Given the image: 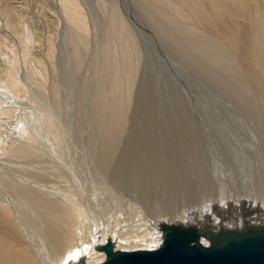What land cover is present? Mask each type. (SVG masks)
Instances as JSON below:
<instances>
[{
  "label": "rangeland",
  "instance_id": "1",
  "mask_svg": "<svg viewBox=\"0 0 264 264\" xmlns=\"http://www.w3.org/2000/svg\"><path fill=\"white\" fill-rule=\"evenodd\" d=\"M64 1L0 0V66L8 67V76L0 72V85H12L26 101L36 95L39 99L36 106L28 103L21 113H15L17 117H12L13 126L19 122L15 121L18 113L20 117L23 115L18 120L27 118L25 122L31 123L30 127L37 131L38 142L46 145L50 134L40 117L45 115L56 122L61 134V156L69 159L85 176L87 197L92 200L98 195L101 198V209L105 214L102 221L109 225L108 232L118 241L132 243L136 249L146 245L141 240L145 233L153 232L155 228L162 232L161 224L156 225L160 220L164 224H175V220L195 217V214L197 220L203 222L202 226L212 224L214 217L222 218L224 226L234 228H238L239 221L243 220L248 227L250 221L256 226L264 225L262 213H246L240 196L236 194L240 183L245 186L249 182L251 189L256 188L253 198L258 202L259 198L264 199V88L249 72L250 61L246 60V63L249 61L247 65L243 63L245 60L236 58L237 51L223 34L217 33L207 20L204 22L205 19L196 13L194 15L186 6L182 7L180 0H169V6L154 4L155 0H75L79 9L82 8L80 12L82 17L84 15L87 33L85 28L69 18ZM256 3L260 9L264 6L263 0ZM116 10L119 16L115 15ZM260 13L264 11L260 10ZM178 14L183 17H178ZM249 16V12L243 13L238 17V23L247 27ZM122 20L130 26L129 32L136 41L141 62L131 94L132 101L129 102L127 126L120 147L112 156L104 151L102 138L111 126L108 106L113 100V62H116V54L117 59L123 56L119 30ZM116 23L118 29L111 28ZM106 60L107 65L103 64ZM8 93L12 95L11 91ZM48 113L55 115L53 119ZM8 132L14 136L15 128L0 130V140L5 145H11ZM228 149L236 155L235 158L226 160ZM52 157L60 164H67L63 158ZM191 163L196 165H191L192 170L189 169ZM167 164L179 165L181 174L191 171V175L185 177L192 190L185 187L183 190L191 192L189 200L173 197L177 191L171 180L175 179H169L168 187L164 186ZM193 167L197 170L193 171ZM158 171L160 175L156 174ZM163 171L164 177L161 178ZM226 171L231 174L230 180ZM207 172L210 175L206 178ZM196 173L203 174V178ZM221 174L223 177L220 179L218 175ZM186 178L180 184L186 185ZM201 178H206L205 182L209 184L204 181L201 184ZM207 210L213 215L212 220L208 218ZM128 236L129 239L125 238ZM138 239L142 241L140 246L135 245L140 244ZM149 247H155L154 243H149ZM94 259L92 264L104 261L98 257Z\"/></svg>",
  "mask_w": 264,
  "mask_h": 264
},
{
  "label": "bare ground",
  "instance_id": "2",
  "mask_svg": "<svg viewBox=\"0 0 264 264\" xmlns=\"http://www.w3.org/2000/svg\"><path fill=\"white\" fill-rule=\"evenodd\" d=\"M151 1H153V0H151ZM180 1L179 2L181 3L182 7L186 6L191 11L194 12V15L196 13L199 16H201V18L205 19L204 22L207 23V21H208L207 24L208 25L211 24L212 27H214L217 30V33L219 31L220 33L223 34L222 36H224L227 39V42L229 41L231 43V45L235 48V50H234V48H233V50L237 51V54L239 57L237 56L236 58H241L240 59L241 61L245 60V62L243 61V63H245L247 65H248V62L250 61L249 62L250 63V68H249L250 71L249 70H247V71L252 72L259 79V82H261V84H262L261 86L264 88V13L263 14L260 13V10L264 11V10H262V8L264 6L260 9V7L258 5L259 2L256 3V1H258V0L254 1V3L252 5H250V2L252 0H180ZM169 3H170L169 0H155V2H154V4H157V5H163V4L168 5ZM64 4H65V7L67 9V13H68L69 18L71 20H73L74 22H76L81 28H85L86 27L85 25H87V24H86L85 19L83 18L84 15L82 17V15H81L82 13L80 12V10L82 9L81 4L79 5L81 9H79L78 5L75 3V0H73V1L65 0ZM165 6H163V7L166 8ZM175 6L172 8H175ZM170 8H171V6H170ZM182 9H184V8H182ZM113 12H114V10H113ZM246 12L247 13L249 12V14H250V16L248 18L249 24L247 27L242 26L238 23V17H242V14L246 13ZM118 14H119V12L116 10L115 15L119 16ZM189 14H190V12H189ZM178 15H177L178 17L182 16V14H178ZM194 15H193V17H196ZM191 16H192V14H191ZM185 17H187V16H185ZM114 19H116V18L114 17L113 20ZM198 19H199V17H198ZM123 20L121 21V25L119 27L120 36H121V39L123 40V44H122L123 45V48H122L123 49V52H122L123 56L120 59H117L119 57L117 56L118 54H116V59H115L116 62H113V66L115 68V78L113 77L114 74L112 73L113 74L112 77L114 78V87H113V95H112L113 100H112V103L108 102L110 104V106H108V107H110L109 109L111 111V121H110L111 126H108L109 127L108 131L104 130L107 132L103 135V138H102V140H103L102 144L105 146V149H106L104 151H108V153L110 152V154L112 156L116 154L118 148L120 147V140L122 139V134H123V132H125L124 130H125V127L127 126L126 125L127 121H128L127 115H128L129 105H130L129 102L132 101V100H130L131 94H132V91L134 89L133 87H134V84L136 81L138 68H139V65L141 62V57H140L141 55L139 53L136 41H135L134 37L129 32L128 27H130V26H127V23H125V21H123ZM245 21L246 20H244V23H246ZM204 22H202V23H204ZM206 23H204V24L206 25ZM112 26L113 27H111V28L116 27L117 23L115 26H114V24ZM209 27L210 26H208V29H210ZM85 29H86L85 31L87 33V28H85ZM116 29H118V27H116ZM211 30L212 29H210V31ZM220 33L218 34L219 36H220ZM116 34H117V31H116ZM215 34L216 33H214V35ZM109 39H110V37H109ZM117 40H118V38H117ZM116 42H115V44H116ZM219 42H221V41H219ZM118 44H119V42H118ZM214 46H216V45H214ZM218 47H221V46H218ZM105 49L106 48H104V50ZM108 49H109V47H108ZM120 51H119V53H120ZM122 53H120V54H122ZM26 56H27V54H26ZM114 56H113V58H114ZM221 56L222 55H220V58H221ZM227 58L228 57L226 56V59ZM247 59L249 61L246 63ZM10 60H11V58H10ZM111 60H112V56L110 55L109 61L111 62ZM12 62H14V61L12 60ZM103 64L107 65V60H106V63H103ZM16 65H18V64H16ZM13 67H16L15 69L18 68L17 66H13ZM245 67H246V65H245ZM104 68L107 69L106 66H104ZM13 71H14V68H13ZM16 71L19 72L18 70H16ZM0 72L4 73L6 76H8V67L4 68V66H3V68H2V66H0ZM14 73H16V72L14 71ZM110 73H111V71H110ZM13 77H14V79H17L15 76H13ZM10 81H11V79H10ZM13 81H15V80H13ZM15 84H17V83H15ZM22 86H23V84H22ZM54 86H55V84H54ZM8 87H9V90H8ZM24 87L25 86H23L21 88L23 89ZM18 88H19V86H18ZM21 88H20V90H21ZM26 89H28V88H26ZM23 90L25 92V89H23ZM53 90H55V89H53ZM121 90H124L123 91L124 94L121 93ZM8 91H11L12 95H10V93H8ZM18 93H20V91L18 92L16 90H14L12 85H9V84L8 85H2V84L0 85V130L8 131L11 128H15L14 136H12L11 132H8V134L10 136L9 141H11V145L10 144H8L9 146L5 145V142L0 140V141H2V142H0V264H82V260H85L87 264H92V261L96 260L94 258H97V257L104 259V261H105L106 253H105V251L101 250L100 247L102 245H104L108 239H111L114 242L116 249L133 250L135 248L134 245H132V243L130 244V242L128 243L127 240L124 241L122 239L124 237L120 238L119 240L122 239L125 243L116 240L115 235L108 232V230H109L108 226L109 225L102 221L103 216L105 214L103 213V210L101 209V205H102L101 198H99L98 195H96L94 197V199H92V200L87 197L88 185L86 184V178H84L85 176H83L82 173H80V170H78V168L75 165H73V163L70 162L69 159L66 160L65 157L61 156V150H59L60 135L61 134L59 135V130H58L59 128L56 126L57 124L55 125L56 122L53 123L52 120L47 118L45 115L43 116L41 113V115H42L40 117L41 120L40 119L39 120L41 121V123L43 122L42 124H44V127H45L48 135L50 134L49 138L47 139L48 142L47 143L45 142L46 145H42L43 143L41 144L38 142V139L36 136L37 131L34 132L36 129L33 131V126H31L32 127V129H31V127H30L31 123H29V125H28V122H25L27 118L25 119V121L23 119L18 120L20 118H23V115H22V117H20L21 115H19V113H18V119L15 121L16 122L19 121V122H17V124L13 126L14 123L12 122V117L15 115V113H17V112L21 113V110H23L22 108H24V106L27 105V107H28V103H32L33 107H34L37 105V103L39 101V99L38 100L36 99L37 95L33 98H31L29 96L30 99H27L29 101H26V100L22 99V97H20V95H18ZM56 98H58V97L56 96ZM105 100H107V99H105ZM99 105H101V104L99 103ZM102 108H104V104H103ZM105 108H107V107H105ZM49 109H50V105H49ZM54 109H55V111L58 110L56 108H54ZM24 111H26V109ZM29 111L31 112V110H29ZM104 111L105 110L103 109V112ZM30 112L28 113L29 115H30ZM31 113H33V112H31ZM50 113H52V112H50ZM22 114H23V112H22ZM16 115L14 116L15 118L17 117ZM38 115H39V113H38ZM49 115H51V114H49ZM34 116H36V115H34ZM54 116H55L54 114L51 115L52 119ZM105 118H104V121H107L108 119L106 118L107 120H105ZM36 119H38V118H36ZM20 123H21V125H19ZM37 130H39V128H37ZM218 136H220V135H218ZM218 139H220V138L218 137ZM130 140H131V138H130ZM207 140H209V139H207ZM213 140H214V138H213ZM219 142H220V140H219ZM103 145H102V147H104ZM47 147H49V148H47ZM63 147L65 148L66 146H63ZM69 147H70V144H69ZM209 147H210V145H209ZM182 149H184V148H182ZM49 150L51 151V153L49 152ZM70 150H71V148H70ZM193 150L196 151V149H193ZM168 151H169V149H168ZM108 153L106 155H108ZM204 153H206V152H204ZM216 153H217V151H216ZM210 154H211V152H210ZM54 155L56 157H60V158L65 159V162H67V164L64 162H63L64 164L58 163L57 160L53 159L52 156H54ZM171 156H172V154H171ZM235 156L233 155V153L230 152V150H229V152L226 151V158H227L226 160H229L231 157L235 158ZM242 159H244V158H242ZM169 160H173V159H169ZM195 160H193V161H195ZM206 160H205V163H206ZM238 162H237V164H239ZM246 163H247V161H246ZM186 165H188V164H186ZM191 165H193V164L191 163L190 166L188 165L190 167L189 168L190 170H192ZM174 166L171 164L170 165L167 164L166 167H168L167 168L168 170L166 169L167 172L165 171L164 186L166 187L167 184H170L169 179L170 180L172 178L175 179V180H171L174 182V189L177 191L176 193L172 194L173 197L176 199L177 198L181 199V200H185V199L189 200L190 199L189 197H191V195H192V194H190L191 192L187 191V193H186L183 190H184V187L186 189L191 188L189 186L190 183L188 184L187 178L185 177L189 174L191 175V171L189 173L184 169L186 172L181 174V171H179L180 166L179 165H176V167H174ZM193 166H196V165H193ZM184 167L186 168V166H184ZM245 167H246V165H245ZM193 168H194L193 171H195V169L197 170V167H193ZM189 169H187V170L189 171ZM247 169H249V167ZM150 171H151V169H150ZM160 171H161V169H160ZM228 171H226V173H227L226 175H227V177H229L228 180H230L231 174L229 175ZM208 172L204 177L207 178V176L210 175ZM115 173L118 176V173L117 172H115ZM158 173H159V175L161 174L159 171L156 174H158ZM162 173H163V175L161 176V178L164 177V171ZM204 173L205 172H203V174ZM203 174L196 173L195 175H197V176L199 175L203 178ZM238 174H240V173H238ZM195 175H192V176H195ZM222 175L223 174L218 175V177L219 178L223 177ZM250 177H251V175H250ZM183 178L184 179L186 178V182H187L186 185L180 184L181 180ZM202 178H201V180L199 179L200 183H201V181H204V183L209 184V182H207V181L205 182L206 178H205V180ZM209 178L211 179V177H209ZM236 178H238V177H236ZM232 179H233V177H232ZM244 179H246V178H244ZM197 180H195V182H197ZM127 181H128V179H127ZM191 181L192 180L190 178L189 182H191ZM237 181H239V179ZM242 181H243V179H242ZM211 182H213L212 179H211ZM224 183H226V182H224ZM208 184H206V185H208ZM130 185L132 186V184H130ZM140 186L142 187V185H140ZM194 186H196V185H194ZM242 186H243V184L240 183V185L238 186L239 190L237 191L236 194L238 196H240L239 199L241 200V204H242L245 212L246 213L247 212L252 213L253 211H257V212L259 211L262 213V216H264V199H260L258 197L260 200L258 202L256 198H253V193L256 191V188L253 186V188H255V190L251 189L249 187L250 186L249 182H248V185H245L243 187ZM259 186H261V183H259ZM74 187H76L78 189L75 190ZM171 187H173V186H171ZM204 187H205V185H204ZM247 188H249V189H247ZM235 189H236V184H235ZM191 190H192V188H191ZM165 193H167V191H165ZM91 198H93V197H91ZM102 207H103V205H102ZM104 209H106V208H104ZM105 211H107V210H105ZM207 213H208V218H211V220H212L213 215H210L211 214L210 210H207ZM193 215L195 217H187L185 219L175 220V224L184 225V226L195 224V225H199L203 229H206L208 226H212L218 232L222 231V230H227V229H229V230H231V229H233V230H245V229H248V228H251V227H254L257 225V224H253V222L250 221L249 227H248V223L245 220H243V221H239V223H238L239 229L237 227H235L236 228L235 229L232 226H224L225 223H223L222 218H215L214 217L213 218L214 222L212 224L209 225L207 223L206 225L202 226L203 222H201L200 220H197L195 214H193ZM170 222H171V220H170ZM158 224L162 225L164 223L160 220V221H158V223H156V225H158ZM147 230H149V229H147ZM150 231H151V229H150ZM149 233H150V235L147 238L146 234L148 235ZM139 237H141V236H139ZM125 238L129 239V236L125 237ZM141 240L143 242H146L145 243L146 245H144L145 248L143 247L140 249H154L155 247H156L155 249H157L163 241L162 232L159 231L157 228H155L153 232L145 233L142 236ZM142 241L139 240L140 244L137 243L135 245L140 246ZM202 241L205 244H207L206 237H202ZM149 243H152V244L154 243L155 247H153V248L149 247L148 248ZM131 248H133V249H131Z\"/></svg>",
  "mask_w": 264,
  "mask_h": 264
},
{
  "label": "water",
  "instance_id": "3",
  "mask_svg": "<svg viewBox=\"0 0 264 264\" xmlns=\"http://www.w3.org/2000/svg\"><path fill=\"white\" fill-rule=\"evenodd\" d=\"M161 230L163 241L157 249H116L108 239L100 247L105 261L94 264H264V225L218 232L212 226L166 223Z\"/></svg>",
  "mask_w": 264,
  "mask_h": 264
}]
</instances>
